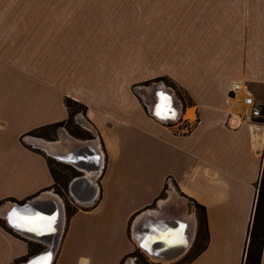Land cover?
Masks as SVG:
<instances>
[{
    "label": "crops",
    "instance_id": "obj_1",
    "mask_svg": "<svg viewBox=\"0 0 264 264\" xmlns=\"http://www.w3.org/2000/svg\"><path fill=\"white\" fill-rule=\"evenodd\" d=\"M155 2L145 5V40L155 37L146 46L160 64L151 73L170 78L184 104L169 123L136 101L129 88L135 68L115 67V40L97 22L41 15L39 0H0V264H20L46 248L11 231L2 212L51 192L48 156L25 137L66 120V97L86 106L75 118L95 131L104 162L92 183L96 199L66 218L51 264H122L140 249L132 228L165 184V192L173 188L206 209L207 241L184 264L243 263L264 129L229 127L225 119L236 105L233 82L237 100L249 94L264 105V0ZM163 204L157 211L174 215Z\"/></svg>",
    "mask_w": 264,
    "mask_h": 264
},
{
    "label": "rangeland",
    "instance_id": "obj_2",
    "mask_svg": "<svg viewBox=\"0 0 264 264\" xmlns=\"http://www.w3.org/2000/svg\"><path fill=\"white\" fill-rule=\"evenodd\" d=\"M21 1L28 2L30 0H21ZM39 1H40L39 12L41 15H66V16L88 17L90 21L97 22L95 26H97L99 29L103 28L105 32L104 33L105 38L108 39L111 38L115 40V67L135 68L136 78L135 81H132L130 83L129 88L132 95L136 98V101L140 102L143 107H145L144 105L146 104L145 108L149 109L148 94H149V90L152 89L153 87V83L155 82H162L166 87L170 88L173 93L175 103H177V105L179 106L183 104L180 91L176 89L177 87L176 88L174 87L175 85L170 78L164 75L158 76L156 75L157 73H151L153 72L152 71L153 67H159L160 64H159V57L153 54L150 55V51L147 49V47L149 46H146V44H149L151 42L154 43L155 37L152 35L151 40L149 38H148V42L145 40V36L148 30L146 28L147 24L145 23V5L146 4L149 5L150 1L151 4L155 5L157 4L155 2L157 0H39ZM23 10L27 12L30 11L31 8H24ZM157 26L158 25H156L154 22L152 23V33L154 31V28L155 27L157 28ZM107 33L110 34L108 35ZM149 67H151V70L147 71L146 69ZM144 87H145V91L143 90ZM77 114H83L82 110L79 109V111L75 115ZM75 115H74V122H72V125L75 128H78L79 130L85 129L87 131H90L92 134L91 138L94 139L93 143L98 144V147L101 149L102 148L101 144L97 136L95 135V131L93 130L91 125H89V123H87L84 119H83L84 122H82L81 120L80 121L77 120L75 118ZM261 120H263L262 122H264V118H262ZM187 126L188 125H185L183 126V128L188 129ZM61 128H63L71 136L77 139H81L71 134L69 131L70 129H68V126L65 125H60L57 127H49L41 131H35L33 134H28V135L29 137L30 136L40 137L38 139L41 138L43 140L47 139V141L48 140L57 141L60 136H61V138L59 139L60 141H63L62 139L71 138L70 135L67 136L65 135V133H61L60 131ZM39 134H42V136H38ZM25 138L27 139V136ZM30 139L32 138H28L29 141ZM31 143L33 144V146H37L33 142ZM77 143L78 141L74 139V143H72V145L76 146ZM40 151H42L48 157L51 158L50 160L51 167L53 168L55 174L58 175V178L56 179V183L54 184L53 187H51V189L48 190L51 191L50 195L52 196H53L52 193L54 192L58 194L64 203L65 220L62 225V230H63L66 224V212L72 210L74 207L77 208L84 206L76 203L74 199L71 197L67 187L66 188L63 187V189H61L62 187L61 185L65 181L67 182L69 178L71 179L70 176L79 175L81 174V172H79L76 169L78 171L76 174L75 171L73 172L66 165H64L65 162H62L55 157L49 156L45 150L44 151L40 150ZM167 190L168 191L166 192L163 191L162 197L158 198L153 203L151 208H153V210H157L158 207L159 206L161 207V205L165 202V206L168 207L169 212L173 213L174 215H182L183 213L184 215L182 216H186L185 218L187 219L192 218L190 216L191 202L189 201V199L175 192L173 188H168ZM173 198H178L183 200V204L177 206L172 201ZM8 227L9 229H11V231L14 232V230L9 225ZM203 239L204 237L201 235V238L199 239V243H202ZM197 248L198 247L196 246L195 249ZM192 252L193 251L191 250L189 255H191ZM186 253L181 257L167 263L160 261L158 262H160L161 264L162 263L182 264L190 257L189 256L183 259ZM136 255H137V260L135 259V256L129 255L124 259L122 264H129L130 261L132 262L134 261L135 264H151L150 261L152 262L154 261V263H158L157 261L152 260V258H149L139 248L136 251Z\"/></svg>",
    "mask_w": 264,
    "mask_h": 264
},
{
    "label": "water",
    "instance_id": "obj_3",
    "mask_svg": "<svg viewBox=\"0 0 264 264\" xmlns=\"http://www.w3.org/2000/svg\"><path fill=\"white\" fill-rule=\"evenodd\" d=\"M161 93L171 98V108L174 116L172 113H163L167 118L161 119L156 114L157 108L161 104ZM149 96L150 101H153L148 109L151 115L165 122H172L178 119L180 110L174 104L175 99L173 100L174 97L170 88L156 86L154 93ZM60 131L66 132L63 128ZM74 139L78 141V145L67 152L64 161H60L71 165L81 172V174L74 176L70 180L68 191L76 203L88 206L96 199L97 187L92 184L93 175L87 176L85 170L98 175L103 167V152L99 147L91 143L94 140L92 138L81 140L74 137ZM36 147L42 150L38 146ZM41 194L35 195L22 203L11 202L9 203V209L2 213L6 223L15 232L46 244L45 249L28 256L20 264H32L35 260L41 259L44 256L48 257L49 253L53 257L62 234V226L59 223L61 218L63 222L65 220V208L61 197L55 193L60 198L59 202L53 198H44ZM13 211L21 216H42L48 219L55 217V221L51 223V229L53 230H48V220H37L35 223V226L41 229L42 234L28 231L27 227H17L15 225L20 221L10 219ZM194 232L193 222L187 220L185 217L177 215H161L160 217H156L153 213L142 217L132 228L133 237L140 250L145 253L143 250L145 249L147 252L153 253V257L172 261L181 257L189 250L194 239ZM181 239H183L184 243L179 242Z\"/></svg>",
    "mask_w": 264,
    "mask_h": 264
},
{
    "label": "trees",
    "instance_id": "obj_4",
    "mask_svg": "<svg viewBox=\"0 0 264 264\" xmlns=\"http://www.w3.org/2000/svg\"><path fill=\"white\" fill-rule=\"evenodd\" d=\"M65 105L69 110V117L66 120L59 121V122L49 124V125L40 126L36 129L31 130L28 134H33L35 131H41V130H44V129L49 128V127H57L60 125H65V126H68V129H70L69 130L70 133L75 135L76 137L81 138V139L91 138L92 134L89 131H87L85 129L79 130L78 128H75L72 125V122H74V115L79 111V109H81L82 112L84 113L86 106L84 104L79 103V102H77L71 98H68V97L65 98ZM38 136H42V134H39ZM33 137H35V136H33ZM38 138H40V137H38ZM48 141H54V140H48ZM50 160H51V158L48 157L49 168H50L51 174L54 178V184H55L56 179L58 178V175L55 174L53 168L51 167V161ZM64 165H66L73 172L75 171V173L77 174L78 171L74 167H72L71 165L66 164V163H64ZM74 176L75 175L70 176L71 179ZM69 179L67 180V182L65 181L61 185L62 186L61 189H63V187H65V188L67 187V189H68V184L71 180V179L70 180ZM54 184H53V186H54ZM165 189H166V184L164 185V188H163L162 192L160 193V195L157 197V199L162 197V193H163V191H165ZM188 199L191 202V211H193L195 213V216L197 219V229H196V235H195L194 241H193L189 251H187L188 253H186V255L183 257V259H185L189 256L190 257L188 260L184 261L182 264L191 260L198 252H200L202 250V248L205 246V243L207 241V236H208L205 206L198 203L193 198L189 197ZM152 205H150L149 207H152ZM75 209H76V207H74L70 211H67L66 212V218H68L75 211ZM201 235L204 237V239H203L202 243H199V239L201 238ZM247 238H248V240H247L245 253H244V260H243L242 264H259L260 258H261V253H262V248H263V242H264V167L261 170V174H260L259 181H258L257 197H256L252 221H251V224H250L249 229H248ZM198 244H200V245H198ZM196 246L198 247L197 249H195ZM137 250H138V248H136L132 253L129 254L131 256H135L136 260H137V255H136ZM191 250L193 252L191 255H189ZM26 258L27 257H25L22 261H24ZM183 259H181V260H183Z\"/></svg>",
    "mask_w": 264,
    "mask_h": 264
},
{
    "label": "bare ground",
    "instance_id": "obj_5",
    "mask_svg": "<svg viewBox=\"0 0 264 264\" xmlns=\"http://www.w3.org/2000/svg\"><path fill=\"white\" fill-rule=\"evenodd\" d=\"M156 86L157 87H165V85H163V84H161V83H153V87H152V89H150L149 90V94L148 95H150V94H152V93H154V90L156 89ZM151 88V87H150ZM165 88H167V87H165ZM143 90H145V87L143 88ZM148 93V92H147ZM150 97V96H149ZM173 100H174V98H173ZM235 100L237 101V98L235 97ZM153 101H150L149 102V107L151 106V103H152ZM174 103V102H173ZM175 105H177V103H174ZM235 108H238V104L236 103V105H235ZM253 127V126H252ZM254 128V127H253ZM261 127H258L257 128V130H259ZM61 133H65V135H69L67 132H63V131H61ZM60 133V134H61ZM27 138H32V139H30V141L31 142H33L34 144H36L39 148H41V149H43V150H45L50 156H52V157H55V158H57L58 160H63L64 161V159L66 158V154H67V152L70 150V149H72L73 147H75V146H73L72 145V143H74V137L72 138V136H71V138H66V139H62L63 141H60L59 139L61 138V136L59 137V139L57 140V141H47V140H43L42 138L41 139H38V137H32V136H30V137H27ZM37 138V139H36ZM94 142V140L91 142L93 145H95L96 147H98V144H94L93 143ZM77 145H78V143H77ZM100 149V148H99ZM101 150V149H100ZM85 174L87 175V176H92V183L94 182V178H95V174H92L90 171H87V170H85ZM96 180V179H95ZM51 193L49 192H43L42 194H41V196L42 197H44V198H53V199H55L56 201H59L60 202V198L55 194V193H52L53 194V196L52 195H50ZM177 206H180V205H182L183 204V200H181V199H178V198H173V200H172ZM165 204V203H164ZM163 204V205H164ZM9 207H10V205L8 206V208H6L4 211H6L7 209H9ZM163 207V206H162ZM3 211V212H4ZM2 212V213H3ZM150 213H153V214H155V216L156 217H159V216H161V215H163V210L162 209H159L158 211L157 210H151V212H149V213H146V214H144L142 217H144V216H146V215H148V214H150ZM142 217H140L139 219H138V222L140 221V219L142 218ZM188 220V219H187ZM190 221V220H189ZM192 221V220H191ZM137 222V223H138ZM63 219L61 218V221H60V223H59V225L60 226H62L63 225ZM136 223V224H137ZM135 224V225H136ZM144 251H145V254H147L150 258H152L153 260H155V261H161V262H165V263H167V262H170V261H172V260H166V259H164V258H157V257H153V253H149V252H147L145 249H143ZM150 252H152V250H150ZM49 256H51V258H50V260L48 261V264H51L52 263V259H53V257H52V255H51V253H49V255H48V257ZM45 257V256H44ZM43 257V258H44ZM38 260H40V259H38ZM38 260H35L34 262H36V261H38ZM32 264H34V263H32ZM129 264H135L134 263V261L132 262H130Z\"/></svg>",
    "mask_w": 264,
    "mask_h": 264
},
{
    "label": "built area",
    "instance_id": "obj_6",
    "mask_svg": "<svg viewBox=\"0 0 264 264\" xmlns=\"http://www.w3.org/2000/svg\"><path fill=\"white\" fill-rule=\"evenodd\" d=\"M240 86L238 83H231L229 87V92L232 93L233 99L236 96V91ZM238 108H232L225 119V123L229 127H238L242 124H246L250 127H254V132L258 131L257 128L261 127L264 129V122L261 120L264 118V108L262 104L258 103L253 96L245 94L238 98L236 101ZM197 118H194L192 122H189L186 131L190 130L192 126L196 123ZM165 122V121H163ZM169 123V122H165ZM255 154L259 155L264 159V137L262 139V145L256 149Z\"/></svg>",
    "mask_w": 264,
    "mask_h": 264
},
{
    "label": "snow or ice",
    "instance_id": "obj_7",
    "mask_svg": "<svg viewBox=\"0 0 264 264\" xmlns=\"http://www.w3.org/2000/svg\"><path fill=\"white\" fill-rule=\"evenodd\" d=\"M160 100L161 104L157 108L156 114L161 117V119L167 118L166 115L163 113H172V108H171V98L163 93L160 94ZM174 116V113H172ZM10 219H15L17 221H20L19 223H16L15 226L17 227H27L28 231H35L38 234H42L41 229L37 226H35V223L37 220L39 221H44L48 220V230L51 231V223L55 221V217H52L50 219L42 217V216H21L17 212L13 211L12 216ZM180 243H184L183 239L179 241ZM50 260L49 257H44L41 258L40 260L34 262V264H48V261Z\"/></svg>",
    "mask_w": 264,
    "mask_h": 264
},
{
    "label": "flooded vegetation",
    "instance_id": "obj_8",
    "mask_svg": "<svg viewBox=\"0 0 264 264\" xmlns=\"http://www.w3.org/2000/svg\"><path fill=\"white\" fill-rule=\"evenodd\" d=\"M79 171V170H78ZM80 172V171H79ZM135 259H136V257H135Z\"/></svg>",
    "mask_w": 264,
    "mask_h": 264
}]
</instances>
